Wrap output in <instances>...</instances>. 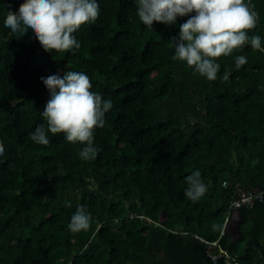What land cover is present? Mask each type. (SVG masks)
I'll return each mask as SVG.
<instances>
[{
  "label": "trees",
  "instance_id": "trees-1",
  "mask_svg": "<svg viewBox=\"0 0 264 264\" xmlns=\"http://www.w3.org/2000/svg\"><path fill=\"white\" fill-rule=\"evenodd\" d=\"M97 2V20L73 33V55L45 51L31 32L9 35L4 18L24 5L0 0V264H224L222 251L264 264V54L246 45L217 57L209 81L171 59L187 16L150 29L134 0ZM251 5L258 19L248 34L264 45V0ZM236 55L247 58L239 70ZM68 70L85 72L113 102L94 130V160H81L82 145L62 133L46 146L29 137L50 98L40 77ZM195 170L207 191L189 200L185 178ZM238 189L263 198L237 209L233 235L226 219ZM81 205L92 220L72 233Z\"/></svg>",
  "mask_w": 264,
  "mask_h": 264
},
{
  "label": "clouds",
  "instance_id": "clouds-1",
  "mask_svg": "<svg viewBox=\"0 0 264 264\" xmlns=\"http://www.w3.org/2000/svg\"><path fill=\"white\" fill-rule=\"evenodd\" d=\"M24 5L18 15L11 11L5 16L3 28L12 37L35 35V40L47 52H70L80 49L79 40L73 35L81 25L94 23L99 15L97 0H15ZM136 16L145 28L152 29L154 22L174 25L178 17H188L180 24L178 39L173 38V61L185 62L195 73L209 81L217 79L220 69L217 57L229 56L234 50L248 45L264 54L259 35H249L258 16L251 0H134ZM239 70L247 63L244 55L233 56ZM225 71L220 79L227 81ZM49 93V99L40 112L44 123L38 124L29 134L30 140L39 145L49 144V134H63L69 143L82 145L78 155L83 161L94 160L98 149L94 144V130L103 128L105 114L112 107L111 99H105L92 91L88 75L82 71L68 70L60 75L40 77ZM46 124V127H45ZM4 150L0 147V160ZM184 195L189 200L200 199L207 185L199 170L186 178ZM71 207V201L65 202ZM91 214L86 206L77 207L70 216L67 228L72 233L87 230ZM218 227L215 223L213 230Z\"/></svg>",
  "mask_w": 264,
  "mask_h": 264
},
{
  "label": "built area",
  "instance_id": "built-area-1",
  "mask_svg": "<svg viewBox=\"0 0 264 264\" xmlns=\"http://www.w3.org/2000/svg\"><path fill=\"white\" fill-rule=\"evenodd\" d=\"M238 198L235 199L232 204L231 208L236 210L241 206H252L253 199H257L261 197L263 198L262 193L258 192H245L241 189L237 190ZM230 216L226 219V224L229 223ZM221 256L224 257V264H239L234 258L230 257L226 252H221ZM213 259H216V256H211Z\"/></svg>",
  "mask_w": 264,
  "mask_h": 264
},
{
  "label": "water",
  "instance_id": "water-1",
  "mask_svg": "<svg viewBox=\"0 0 264 264\" xmlns=\"http://www.w3.org/2000/svg\"><path fill=\"white\" fill-rule=\"evenodd\" d=\"M254 192H258V190H255ZM257 200H261V197H259V198H257V199H253V202H252V205L255 203V201H257ZM239 213V210H234L232 213H231V216H230V220H229V223L227 224V226H226V230H230V227H231V222L235 219L237 222L236 223H234L233 224V235L234 234H236V232L238 231V227H239V223L240 222H238L239 220H237V218H236V216H237V214ZM240 214V213H239Z\"/></svg>",
  "mask_w": 264,
  "mask_h": 264
},
{
  "label": "rangeland",
  "instance_id": "rangeland-1",
  "mask_svg": "<svg viewBox=\"0 0 264 264\" xmlns=\"http://www.w3.org/2000/svg\"><path fill=\"white\" fill-rule=\"evenodd\" d=\"M236 218H237V217H236ZM237 220H238V219H237ZM236 222H237V221H236L235 219L231 222L230 231L233 232V229H234V228H233V227H234L233 224L236 223Z\"/></svg>",
  "mask_w": 264,
  "mask_h": 264
},
{
  "label": "flooded vegetation",
  "instance_id": "flooded-vegetation-1",
  "mask_svg": "<svg viewBox=\"0 0 264 264\" xmlns=\"http://www.w3.org/2000/svg\"><path fill=\"white\" fill-rule=\"evenodd\" d=\"M236 217H237V219L239 220L238 222H241V220H242V217H241V215H240L239 213L237 214V216H236Z\"/></svg>",
  "mask_w": 264,
  "mask_h": 264
}]
</instances>
